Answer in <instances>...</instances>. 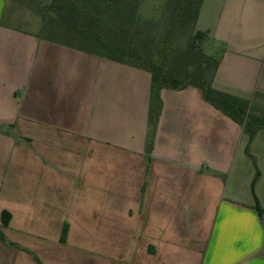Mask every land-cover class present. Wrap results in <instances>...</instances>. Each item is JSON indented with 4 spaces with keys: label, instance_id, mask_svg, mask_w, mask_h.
<instances>
[{
    "label": "crops",
    "instance_id": "1",
    "mask_svg": "<svg viewBox=\"0 0 264 264\" xmlns=\"http://www.w3.org/2000/svg\"><path fill=\"white\" fill-rule=\"evenodd\" d=\"M7 8L21 10L0 0V264H264V129L249 138L196 88L162 90L147 153L149 74L19 30ZM194 29L229 48L211 88L261 111L264 0H202Z\"/></svg>",
    "mask_w": 264,
    "mask_h": 264
},
{
    "label": "trees",
    "instance_id": "2",
    "mask_svg": "<svg viewBox=\"0 0 264 264\" xmlns=\"http://www.w3.org/2000/svg\"><path fill=\"white\" fill-rule=\"evenodd\" d=\"M13 1L39 16L41 40L149 74L147 153L161 111L162 90L196 88L205 102L241 126L249 138L264 129V107L253 110L210 87L208 78L220 61L203 53L200 44L207 35L194 29L202 0H166L153 17L140 11L142 0ZM255 210L262 214L258 207Z\"/></svg>",
    "mask_w": 264,
    "mask_h": 264
},
{
    "label": "rangeland",
    "instance_id": "3",
    "mask_svg": "<svg viewBox=\"0 0 264 264\" xmlns=\"http://www.w3.org/2000/svg\"><path fill=\"white\" fill-rule=\"evenodd\" d=\"M13 1V0H11ZM42 3L46 4L48 3L50 0H41ZM15 4L19 5L21 10H19L17 12L18 16L12 15L9 13V9H6V17L4 18L5 22L9 23L11 26H15L17 29L19 30H24V31H35L38 32V27L41 26V20L39 18V16H37L33 11H31L30 9H28L27 7L20 5L19 3H16L15 1H13ZM166 3V0H142V4L140 6V11L146 15V16H150L153 17L158 13V10L164 6ZM10 6V3H9ZM156 8V9H154ZM35 29V30H34ZM207 37L205 38V40L200 44V47L203 51V53L208 56V57H215L216 59H218L219 61H221V59L223 58L224 54L228 51V45L220 42L219 40L215 39L212 36L206 34ZM243 49V47L241 48ZM215 73L211 74L208 78V82L210 84V87L213 86L214 84V80L217 79V83L221 82L223 84L226 83V81L223 79L215 76ZM216 78V79H214ZM213 82V84H212ZM216 86V85H215ZM229 88V86L226 88V90ZM236 93V92H235ZM241 94L242 92H237V94ZM252 108H254L252 106ZM251 108V109H252ZM236 139V138H235ZM234 139V143L233 146H236L235 148H239V151H236V157L235 160L237 162V159H243L245 161V157H243V152L244 149L247 150V146H248V142L247 139L243 137V139H240L238 141V139L235 140ZM231 145V144H230ZM249 151V150H247ZM245 158V159H244ZM247 166H250V170L252 169V167L254 166L253 161L250 159H246L245 161ZM229 170V169H228ZM247 171V170H246ZM244 171V172H246ZM242 172V173H244ZM225 180L229 181V171L227 173L226 176H224L223 181L225 182ZM226 181V182H227ZM228 185V191L227 193L229 194V183Z\"/></svg>",
    "mask_w": 264,
    "mask_h": 264
}]
</instances>
